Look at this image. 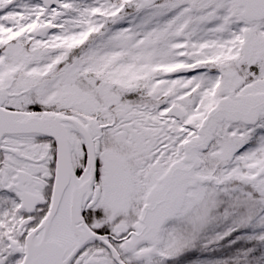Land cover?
Wrapping results in <instances>:
<instances>
[{
    "label": "snow or ice",
    "instance_id": "1",
    "mask_svg": "<svg viewBox=\"0 0 264 264\" xmlns=\"http://www.w3.org/2000/svg\"><path fill=\"white\" fill-rule=\"evenodd\" d=\"M0 264H264V0H0Z\"/></svg>",
    "mask_w": 264,
    "mask_h": 264
}]
</instances>
